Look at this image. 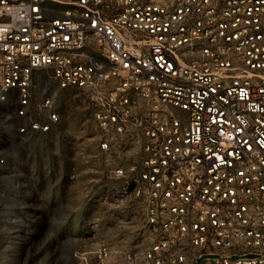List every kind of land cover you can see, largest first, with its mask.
Segmentation results:
<instances>
[{
    "label": "built area",
    "instance_id": "built-area-1",
    "mask_svg": "<svg viewBox=\"0 0 264 264\" xmlns=\"http://www.w3.org/2000/svg\"><path fill=\"white\" fill-rule=\"evenodd\" d=\"M36 72L121 160L112 198L148 237L126 264H264V0H0V121L21 140L61 122Z\"/></svg>",
    "mask_w": 264,
    "mask_h": 264
},
{
    "label": "rangeland",
    "instance_id": "rangeland-1",
    "mask_svg": "<svg viewBox=\"0 0 264 264\" xmlns=\"http://www.w3.org/2000/svg\"><path fill=\"white\" fill-rule=\"evenodd\" d=\"M32 91L34 106L53 96L61 122L21 140L7 112L0 121V264H126L125 254L142 251L148 237L139 207L112 198L122 183L111 169L121 160L99 149L92 107L75 92L58 90L41 72ZM103 246L109 255L99 262Z\"/></svg>",
    "mask_w": 264,
    "mask_h": 264
}]
</instances>
